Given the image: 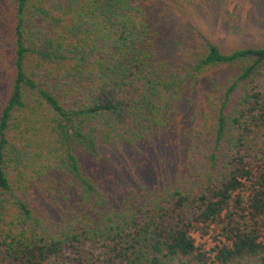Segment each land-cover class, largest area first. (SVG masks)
Wrapping results in <instances>:
<instances>
[{
	"label": "trees",
	"instance_id": "16d2710c",
	"mask_svg": "<svg viewBox=\"0 0 264 264\" xmlns=\"http://www.w3.org/2000/svg\"><path fill=\"white\" fill-rule=\"evenodd\" d=\"M11 60L0 107V264H264V46L207 39L190 62L159 58L143 0H5ZM218 64L211 162L194 182L109 204L86 166L138 145ZM74 199L52 220L48 181Z\"/></svg>",
	"mask_w": 264,
	"mask_h": 264
},
{
	"label": "rangeland",
	"instance_id": "374dc122",
	"mask_svg": "<svg viewBox=\"0 0 264 264\" xmlns=\"http://www.w3.org/2000/svg\"><path fill=\"white\" fill-rule=\"evenodd\" d=\"M0 0V107L8 94L11 47L6 31L8 11ZM144 11L157 31L158 57L190 62L205 40L222 50L264 46V0H143ZM160 58V59H161ZM237 71L236 64H218L175 105L170 122L135 145L109 148L98 160L86 158L87 168L107 190L109 204L137 205L171 184L194 182L211 162L212 137L208 117L213 85ZM264 72V67H262ZM255 83L264 88V75ZM74 199L64 181H48L38 197V208L55 220Z\"/></svg>",
	"mask_w": 264,
	"mask_h": 264
}]
</instances>
